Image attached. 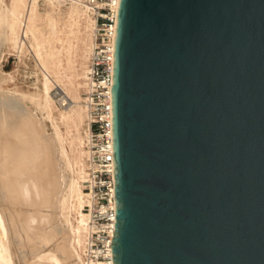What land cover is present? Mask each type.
Wrapping results in <instances>:
<instances>
[{"label":"water","instance_id":"water-1","mask_svg":"<svg viewBox=\"0 0 264 264\" xmlns=\"http://www.w3.org/2000/svg\"><path fill=\"white\" fill-rule=\"evenodd\" d=\"M112 264H264V0H118Z\"/></svg>","mask_w":264,"mask_h":264},{"label":"bare ground","instance_id":"bare-ground-1","mask_svg":"<svg viewBox=\"0 0 264 264\" xmlns=\"http://www.w3.org/2000/svg\"><path fill=\"white\" fill-rule=\"evenodd\" d=\"M65 4L63 0H0V50L7 45L20 54L31 52L35 59V90L18 94L40 113L46 130L48 123L51 126L49 134L66 174L56 209L57 222L66 233L69 262L86 264L87 214L83 208L89 199L84 190L87 132L83 128L86 109L81 103V89L86 86L94 20L86 7L69 3L62 8ZM53 88L54 94H61L59 100L67 103L63 110H55L50 94ZM2 116L8 115L5 112ZM4 122L0 125V264H66L50 251L41 252L33 261L25 260L22 237L31 219L23 214V200L15 183L13 126Z\"/></svg>","mask_w":264,"mask_h":264},{"label":"rangeland","instance_id":"rangeland-1","mask_svg":"<svg viewBox=\"0 0 264 264\" xmlns=\"http://www.w3.org/2000/svg\"><path fill=\"white\" fill-rule=\"evenodd\" d=\"M67 6L69 4L63 5L62 8ZM39 8L43 11L42 3ZM35 72V59L31 52L20 54L7 45L1 47L0 125L5 121L13 126L12 136L16 142L17 157L15 183L23 200V214L29 215L31 219L30 231L26 230L22 237L25 243L23 250L25 260L33 261L41 252L50 251L62 262L71 264L66 252V233L60 228L62 225L58 224L56 216L66 174L62 171L56 145L49 134L52 131L50 124L48 123L46 130L39 118L40 113L18 94L35 90ZM55 91L56 88H53L50 94L55 110L60 111L67 103H62L59 100L61 94H54ZM84 91L85 88L81 89L82 97ZM5 112L8 116L2 118ZM83 128H86L85 123ZM61 129L63 130V127Z\"/></svg>","mask_w":264,"mask_h":264},{"label":"built area","instance_id":"built-area-1","mask_svg":"<svg viewBox=\"0 0 264 264\" xmlns=\"http://www.w3.org/2000/svg\"><path fill=\"white\" fill-rule=\"evenodd\" d=\"M87 8L94 20L87 60L83 104L86 109L87 175L84 189L89 202L83 259L86 264H112L115 223L111 85L113 41L118 0H63Z\"/></svg>","mask_w":264,"mask_h":264}]
</instances>
